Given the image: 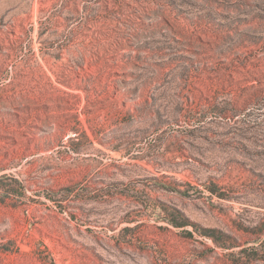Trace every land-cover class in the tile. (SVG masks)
Listing matches in <instances>:
<instances>
[{"label":"rangeland","instance_id":"obj_1","mask_svg":"<svg viewBox=\"0 0 264 264\" xmlns=\"http://www.w3.org/2000/svg\"><path fill=\"white\" fill-rule=\"evenodd\" d=\"M0 264H264V0H0Z\"/></svg>","mask_w":264,"mask_h":264}]
</instances>
